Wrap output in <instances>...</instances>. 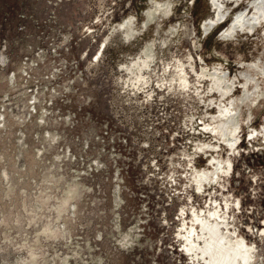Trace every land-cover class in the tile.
<instances>
[{"label":"rangeland","instance_id":"1","mask_svg":"<svg viewBox=\"0 0 264 264\" xmlns=\"http://www.w3.org/2000/svg\"><path fill=\"white\" fill-rule=\"evenodd\" d=\"M261 1L0 0V264H264Z\"/></svg>","mask_w":264,"mask_h":264},{"label":"bare ground","instance_id":"2","mask_svg":"<svg viewBox=\"0 0 264 264\" xmlns=\"http://www.w3.org/2000/svg\"><path fill=\"white\" fill-rule=\"evenodd\" d=\"M256 14L252 16L253 22L259 20L264 13V4L263 2L256 3L254 6ZM222 15L219 13L216 16V20L221 19ZM247 18L244 15H238L234 21L235 26H241ZM222 21V20H221ZM214 19L209 20V24L214 23ZM219 22V21H218ZM220 131L222 135H226L228 133V128L225 124L220 126ZM230 142H234L235 140L230 137L228 138ZM198 187L200 188L204 181L209 180L207 173H202L195 178ZM217 212V211H216ZM215 214V213H214ZM212 217V214H209ZM196 221L198 219L195 218ZM201 231H206L207 238L204 237L203 246H197L196 249L200 250L202 254V258H204L205 264H239L238 261L241 260L242 264H248L250 260V255L246 251L247 247L245 245H241L240 242H234L231 244L230 242H225L224 238L219 234L217 227L213 225L212 227H207L206 223H200ZM192 231L190 230V234ZM203 237V236H202ZM243 242V241H242ZM196 245H190V250H193ZM199 259V258H198Z\"/></svg>","mask_w":264,"mask_h":264},{"label":"flooded vegetation","instance_id":"3","mask_svg":"<svg viewBox=\"0 0 264 264\" xmlns=\"http://www.w3.org/2000/svg\"><path fill=\"white\" fill-rule=\"evenodd\" d=\"M253 16V15H252ZM249 19V21H251L252 20V17L251 18H248ZM218 23H221L220 21L218 22ZM226 142H227V144L229 145V146H234V145H237L236 143H235V141L234 142H230L229 140H226ZM216 169H218V168H216ZM215 213V214H214ZM218 212H213V213H210V214H212V217H215V216H218V214H217ZM211 217V216H210ZM219 217H220V215H219ZM197 219V218H196ZM205 223H206V226L209 228V227H212L213 225H215L216 227H217V230H218V232H219V234L224 238V240H225V242H230V241H228L222 234H221V232H220V230H219V226H218V224H219V222H215V223H213V222H210V221H205ZM201 228V227H200ZM192 234V233H191ZM203 234V235H202ZM202 236H197L198 238L199 237H202V239L204 238V237H206L207 238V233H206V231H202ZM199 235V234H198ZM203 242H204V240H203ZM237 242H240V244L241 245H245L246 247H247V249H246V251L248 252V254L250 255V251H249V247L244 243V242H242V240H239V241H237ZM231 243V242H230ZM231 244H233V243H231ZM201 247V246H200ZM250 260H251V256H250ZM249 260V261H250ZM238 263L239 264H242V261L241 260H239L238 261ZM249 263V262H248Z\"/></svg>","mask_w":264,"mask_h":264}]
</instances>
